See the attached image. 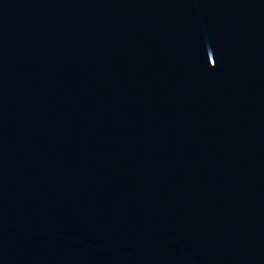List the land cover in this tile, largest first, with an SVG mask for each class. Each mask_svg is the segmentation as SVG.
Wrapping results in <instances>:
<instances>
[{"label":"water","instance_id":"water-1","mask_svg":"<svg viewBox=\"0 0 264 264\" xmlns=\"http://www.w3.org/2000/svg\"><path fill=\"white\" fill-rule=\"evenodd\" d=\"M0 264H264V0H0Z\"/></svg>","mask_w":264,"mask_h":264}]
</instances>
